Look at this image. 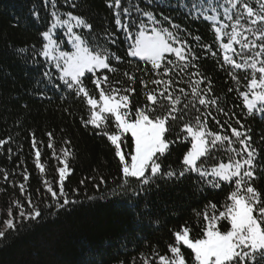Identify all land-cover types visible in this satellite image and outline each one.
<instances>
[{"label":"trees","instance_id":"trees-1","mask_svg":"<svg viewBox=\"0 0 264 264\" xmlns=\"http://www.w3.org/2000/svg\"><path fill=\"white\" fill-rule=\"evenodd\" d=\"M73 2L75 8L71 7ZM197 2L121 0V12L123 7L132 8L128 23L133 34L138 30L141 19L147 22L146 17L135 11V6L151 10L157 19L170 17L172 23L180 25V35L197 57L193 61L197 67L190 65L181 71V62L168 55L167 58L173 60L175 66H169L167 75H158L151 71L150 64L128 55L132 40L115 24L114 9L108 7V0H57V7L61 13L71 11L85 17L93 25L92 32L88 33L87 29L77 31L120 57L119 61L111 62L116 72L103 70L95 75L85 74L84 84L90 95L99 97V89L95 88L93 81L106 75L113 88L135 89L134 92H121L129 95V107L134 112L137 107L151 103L147 101L146 92L157 95L158 100L162 99L159 91L164 90V84L156 85L151 83L152 80L166 82L171 79L173 83L168 91L174 96H181L177 107L183 109L184 104L192 99V83L200 78L192 73L199 70L211 81L212 91L205 98L218 97V107L224 112L218 111L214 105L207 108L199 105L198 98L195 108L189 105L187 115L183 120H177L175 132L168 137L175 143L170 145V154L162 158L164 170L171 166L179 171L183 155L191 147L190 138L184 140L186 133L180 132L184 123H194L197 115L201 120L207 116L210 130L231 136L227 124L239 128L236 123L239 120L244 125L242 131L250 130L252 147L259 152L255 161L256 178L252 183L264 194V113L249 115L239 95L240 91L247 90V79L251 78V73L233 71L231 65L224 64L225 54L232 55L237 62L242 60L221 48L222 43L228 42L226 36L217 40L213 25L190 12L191 6ZM220 2L224 3V0ZM252 6L257 7L255 0ZM51 11L49 0H0V140L6 141L0 145V225L9 218V208L13 217L18 215L19 209L14 201H19L26 210H30V197L42 213L39 222H24L22 231L9 233L6 240L0 241V264H145V258L148 264H157L158 255H170L168 246L175 242L174 232L189 227L192 236L201 235L204 220L201 217L198 221L195 213H203L205 206L212 202L217 205L218 214L223 210L232 187L222 183L219 188H212L196 173H190L178 181L166 183L158 179V188L153 185L150 192H141L138 197H133L131 192L122 194L118 188L122 183L121 165L115 155V146L106 136L97 134L98 130L91 124L85 125L84 121L89 119L91 112L86 100L65 89L58 80L59 73L49 60L37 54L42 49L40 34L50 25ZM220 12V18L224 20L223 10ZM121 20H125L123 14ZM224 22L230 23L227 20ZM164 26L170 25L165 23ZM226 31L230 32L231 28ZM61 34L65 37L62 31ZM246 35L253 39L251 34ZM113 40L115 43H112ZM202 45L210 46L211 51ZM22 47L27 51L19 53L17 49ZM233 48L236 52L240 51L239 44ZM45 72L51 74V80L44 76ZM125 72L135 77V83L129 81ZM229 72L239 78L240 85ZM141 79L147 87L140 82ZM207 80L200 85L201 89L208 86ZM102 87L108 90V86L102 84ZM181 88L188 93L187 96L180 93ZM230 88L233 89L231 92ZM164 102L167 103L166 100ZM209 112L211 115H208ZM216 120L224 124L223 130ZM107 130L109 133L117 131L113 119L107 121ZM48 133L52 136L49 137ZM176 133H180L181 139H177ZM33 136L37 141L35 148L32 146ZM123 139L122 148L130 160L127 154L133 151L134 143L130 134H125ZM50 142L51 148L48 147ZM233 146L242 147L238 143ZM224 148H227V142ZM65 150L70 153L67 157ZM36 151L41 154L43 171L37 167ZM213 157L206 166L227 162L228 154L217 150L213 152ZM65 162L69 171L64 190L68 198L77 203L57 210L47 206L54 202L44 181H49L53 190L58 192V169L64 167ZM5 172L7 179L4 178ZM21 184L24 185L23 192ZM131 186L136 187L135 180ZM212 211L208 207L210 215ZM30 223L31 227L28 226ZM229 227L227 222H222V231ZM184 255L187 264H192L191 250L184 249Z\"/></svg>","mask_w":264,"mask_h":264},{"label":"snow or ice","instance_id":"snow-or-ice-1","mask_svg":"<svg viewBox=\"0 0 264 264\" xmlns=\"http://www.w3.org/2000/svg\"><path fill=\"white\" fill-rule=\"evenodd\" d=\"M52 6L51 21L49 27L40 35L42 37V49L37 54L43 55L50 62L54 63L59 72L58 80L63 87L70 90L76 96H81L90 106L91 112L85 125L91 124L98 130L97 134L104 135L115 146V155L121 165L122 183L118 185L122 194L131 192L133 197H138L141 192H150L152 186L157 188V180H164L166 183L172 180H180L190 173H196L201 181L212 188H219L222 183L232 187V191L227 195L223 204V210L216 214L217 205L210 202L205 206L203 213L196 212L197 219L202 217L204 224L201 228V235L194 237L191 235L189 227H183L181 231L174 232L175 242L168 246L169 254L158 255L157 264H187L184 249H190L192 253V264H264V194L253 186L252 181L256 178L255 163L259 152L252 147L250 130L244 129V125L237 120L239 128L233 127L230 123L227 127L231 129V136L222 135L207 127V116L204 120L197 115L195 122L184 123L181 133L184 140L190 138L191 147L183 155L181 169L179 171L162 168V158L170 154V145L175 141L169 140V136L175 132L177 120H183L187 115L189 105L196 107L198 98L199 105L217 106V110L224 112L223 108L218 107V97L211 99L205 97L211 93V81L197 70L192 75L199 76L191 85L192 99L185 103L183 109L177 107L181 103V96L168 91L173 81L152 80L151 83L164 84V90L157 95L146 92L147 101L151 102L145 107H137L133 112L129 107V95L121 94L122 91L134 92V88L119 89L113 88L109 84L108 76L97 77L93 83L99 89V98L90 95L89 90L84 84L86 73L95 75L98 70L116 72L112 67V60L119 61L109 49L96 44L90 40L88 35L77 33L74 29H87L88 33L93 30V25L88 20L73 12L61 13L57 7V0H49ZM253 0H198L194 3L190 12L197 18H203L213 25L217 40L227 37V41L220 46L225 52L231 51L238 55L242 62H237L232 55L225 54L224 64L231 65L233 71H250L251 78L247 79L245 91H240L239 95L243 99V106L249 115L256 112L264 113V0H255L257 7L252 6ZM225 4L227 6H225ZM76 7L75 2L71 5ZM108 7L114 9L116 17L115 24L123 30L127 37L132 40L129 46L128 55L138 57L146 64L151 65V71L158 75H167L169 66H175V62L167 58L166 54H174L178 62H181L183 69L197 67L193 61L197 59L195 53L187 45V41L180 35V25L172 23L170 17L157 19L151 10L141 9L135 6V11L142 17L147 18V22L141 19L137 26V31L133 34L130 31L131 25L128 23L131 17L132 8L123 7L121 12V0H108ZM223 10L225 23L220 18ZM125 20L122 22L121 15ZM168 23L170 26L165 27ZM151 25L149 29L148 25ZM63 28L67 35L71 37L73 51L61 50V44L54 39V33ZM231 28V31H226ZM246 34H251L253 39H249ZM239 37H242L240 39ZM111 39V34H109ZM197 40L200 37H196ZM46 41V42H45ZM259 41V43H257ZM112 43H115L113 40ZM240 45V51L236 52L233 44ZM179 45V46H174ZM203 48L211 51L208 45ZM247 50V51H245ZM19 53H24L27 48L17 49ZM215 55V53H213ZM191 57V59L189 58ZM163 69L161 72L160 70ZM259 74V78H257ZM129 77L131 83H135V77L128 72L124 73ZM229 75L240 85L239 78L232 72ZM45 77L51 80L49 72L44 73ZM207 80L208 86L204 89L200 85ZM147 87L143 79L140 80ZM103 85L108 86L106 91ZM233 89H229L231 92ZM180 93L187 96L188 93L181 88ZM203 93V94H202ZM167 101L165 103L164 101ZM98 109V110H97ZM159 110V113H158ZM199 111V109H197ZM227 115V113H224ZM208 115H211L209 112ZM234 115V114H233ZM113 119L117 131L109 133L107 121ZM216 124L223 130L224 124L216 120ZM130 133L134 143L133 151L128 153L130 160L126 157L122 145L124 135ZM49 137L52 136L48 133ZM177 139H181L180 133H176ZM234 137V139H233ZM227 142V148L224 144ZM6 141L0 140V145ZM239 144L242 147L236 148L233 145ZM37 141L33 136V148ZM51 148V142L48 144ZM224 150L228 154L227 162H220L211 167L206 166L208 161L213 159V152ZM37 167L44 170L40 164V152L36 151ZM55 155V153H54ZM65 157L70 153L65 150ZM203 158V159H202ZM68 166L65 162L64 167L58 169L59 172V191L53 190L51 183L44 181L47 191L51 194L54 202L48 207H55L57 210L66 209L69 205L77 203L70 200L64 190V181L68 174ZM7 172L4 178L7 179ZM25 181L28 176L25 174ZM135 180L136 187H132ZM103 182V178H101ZM83 183V181H81ZM24 191V185L20 186ZM115 194V190H113ZM134 203V201H130ZM19 209L16 217L12 215V209L8 210V219L4 221L5 227L0 229V241L8 238L9 233H16L24 229V222H39L42 213L38 206L34 205L31 198H28L29 209L26 210L19 201H14ZM147 208V203L144 205ZM211 207L212 214L208 212ZM222 222H227L230 227L222 231ZM29 227L32 226L30 223ZM145 264H148L145 258Z\"/></svg>","mask_w":264,"mask_h":264},{"label":"rangeland","instance_id":"rangeland-1","mask_svg":"<svg viewBox=\"0 0 264 264\" xmlns=\"http://www.w3.org/2000/svg\"><path fill=\"white\" fill-rule=\"evenodd\" d=\"M151 27H149V29H150ZM61 31H62V33L64 34V36L65 37H63V35L61 34ZM74 31L75 32H77V33H79L78 31H77V29H74ZM53 38L54 39H56V40H58V42H60V44H61V50H63V51H69V52H71V51H73L74 49H73V47H72V43H71V37L69 36V35H67L66 34V32H65V30L63 29V28H61V29H58L57 31H56V33H54V36H53ZM223 38V37H222ZM46 42V41H45ZM234 45H235V43L233 44V47H234ZM174 46H179V45H174ZM167 56L168 55H173L174 56V54H166ZM43 56V55H42ZM44 57V56H43ZM45 59H47L46 57H44ZM135 58H138V57H135ZM48 60V59H47ZM50 62V61H49ZM51 63V65L53 66V68L58 72V70L55 68V66H54V63H52V62H50ZM98 71H103V70H98ZM97 71V72H98ZM59 73V72H58ZM257 78H259V77H257ZM96 97V96H95ZM97 99L99 98V97H96ZM98 110V109H97ZM127 134H130V133H127ZM131 135V134H130ZM0 227H2V228H4L5 227V225L4 224H2V225H0Z\"/></svg>","mask_w":264,"mask_h":264}]
</instances>
